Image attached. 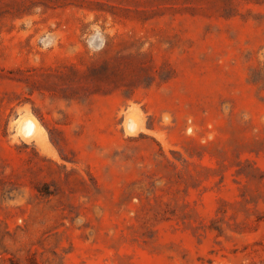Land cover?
Here are the masks:
<instances>
[{"label":"rangeland","instance_id":"1","mask_svg":"<svg viewBox=\"0 0 264 264\" xmlns=\"http://www.w3.org/2000/svg\"><path fill=\"white\" fill-rule=\"evenodd\" d=\"M0 264H264V0H0Z\"/></svg>","mask_w":264,"mask_h":264},{"label":"bare ground","instance_id":"2","mask_svg":"<svg viewBox=\"0 0 264 264\" xmlns=\"http://www.w3.org/2000/svg\"><path fill=\"white\" fill-rule=\"evenodd\" d=\"M32 123H33V122H32ZM33 124H34V123H33ZM28 125H31V123H30V124H28ZM33 126H34V125H33ZM33 126H32V127H33ZM29 127H30V126H29ZM28 129H29V128H28ZM30 131H32V130L30 129Z\"/></svg>","mask_w":264,"mask_h":264}]
</instances>
